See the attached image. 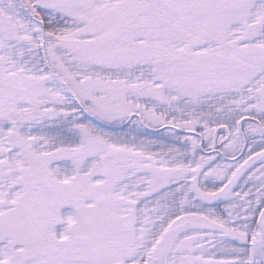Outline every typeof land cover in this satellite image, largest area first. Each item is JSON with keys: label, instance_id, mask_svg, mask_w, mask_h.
Wrapping results in <instances>:
<instances>
[{"label": "snow or ice", "instance_id": "obj_1", "mask_svg": "<svg viewBox=\"0 0 264 264\" xmlns=\"http://www.w3.org/2000/svg\"><path fill=\"white\" fill-rule=\"evenodd\" d=\"M0 264H264V0H0Z\"/></svg>", "mask_w": 264, "mask_h": 264}]
</instances>
